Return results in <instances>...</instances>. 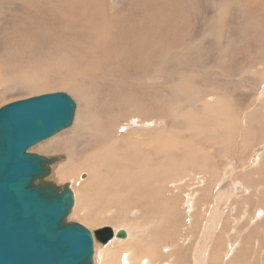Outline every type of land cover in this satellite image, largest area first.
<instances>
[{
  "label": "rangeland",
  "instance_id": "rangeland-1",
  "mask_svg": "<svg viewBox=\"0 0 264 264\" xmlns=\"http://www.w3.org/2000/svg\"><path fill=\"white\" fill-rule=\"evenodd\" d=\"M70 2L0 0V108L53 93L76 103L70 128L28 150L62 157L50 180L74 192L67 221L139 233L156 225L148 202L165 235L176 224L196 239L178 243L180 264H264V0H104L95 28ZM194 199L208 216L188 225ZM154 241L162 257L147 264H175L171 239ZM103 247L94 239V264H117Z\"/></svg>",
  "mask_w": 264,
  "mask_h": 264
},
{
  "label": "water",
  "instance_id": "water-1",
  "mask_svg": "<svg viewBox=\"0 0 264 264\" xmlns=\"http://www.w3.org/2000/svg\"><path fill=\"white\" fill-rule=\"evenodd\" d=\"M76 103L66 93L41 95L0 108V264H94V239L107 245L125 230L94 235L67 218L75 206L69 183L50 180L62 157L28 150L67 130Z\"/></svg>",
  "mask_w": 264,
  "mask_h": 264
},
{
  "label": "bare ground",
  "instance_id": "bare-ground-1",
  "mask_svg": "<svg viewBox=\"0 0 264 264\" xmlns=\"http://www.w3.org/2000/svg\"><path fill=\"white\" fill-rule=\"evenodd\" d=\"M103 1L104 0H98V4L101 6H99L100 7V13H95V11H96V5H97V0H71V2H70V6H71V8H73L77 13H82V14H86V15H90V17L92 18V19H96V21L97 22H94L91 26H90V28H95L96 27V23H100V24H102L103 25V27H104V24H105V18H107L108 16L106 15V13H105V11H104V7H103ZM41 2V1H40ZM103 3V4H102ZM42 4V3H41ZM105 5V4H104ZM175 7V6H174ZM113 18V17H112ZM213 22V21H212ZM114 25H115V23H114ZM212 26V25H211ZM216 26V25H215ZM89 28V29H90ZM105 31L107 32V30L105 29ZM105 32V33H106ZM254 32V31H253ZM108 33L110 34V31L108 30ZM107 35V34H106ZM113 35V34H112ZM228 36V35H227ZM242 38V37H241ZM96 41V40H95ZM110 41H111V39H110ZM110 41H107V42H110ZM92 44V43H91ZM106 48H107V46H106ZM244 48V47H243ZM249 57V56H248ZM261 60H263L262 58H261ZM250 62V61H249ZM258 65V64H257ZM242 68H244V67H242ZM249 68V67H248ZM245 69V68H244ZM244 69H242V70H244ZM258 74V73H257ZM260 74V73H259ZM260 78V77H259ZM259 80V79H258ZM259 86V85H258ZM257 89V88H256ZM259 98V97H258ZM262 99V98H261ZM2 108V107H1ZM50 144H53V143H51V142H49L48 144H45V145H42V147H46L47 145H50ZM92 151V150H91ZM98 151V150H97ZM90 152V151H89ZM88 153V152H87ZM84 154V153H83ZM65 155L67 156V158H66V160H65V163L68 165V167H69V170H71V169H74L75 167H76V165H75V163L74 162H72V160H71V158L70 157H72L74 160H76L73 156H71L69 153H65ZM254 162L256 161V159H254L253 160ZM259 161V160H258ZM63 163H60V164H57L55 167H54V173H55V175L57 176L58 175V173L60 172V170H61V168H62V165ZM83 168H87L88 167V169H90L91 168V166H82ZM118 168H120V170L122 169V166H117ZM94 168H97L96 166H94ZM80 169H82V168H80ZM97 170H98V168H97ZM223 182V181H222ZM217 197H218V195H217ZM216 197V198H217ZM225 197V196H224ZM231 197V196H230ZM192 198V197H191ZM219 198H220V196H219ZM228 198V197H227ZM168 200V199H167ZM218 200V199H217ZM220 200V199H219ZM218 200V202L220 203V201ZM222 200H223V202H224V198H222ZM227 200V199H226ZM193 201V200H192ZM190 202V201H189ZM218 202H217V206L216 207H214V212L212 213V217H214L213 219H212V224H215V223H217V222H215L214 223V221H215V219L217 220V217H220L221 216V214L226 210V209H224L223 211H221V213L219 212V209L220 208H222V207H218V205H222L221 203L220 204H218ZM222 202V201H221ZM216 203V202H215ZM226 204H227V202H225ZM229 204V203H228ZM227 204V205H228ZM191 205V204H190ZM216 205V204H215ZM188 206V205H187ZM173 207V206H172ZM224 207V206H223ZM145 208L147 209V212H146V214H145V219L146 220H150L151 218H152V221H154L155 223L154 224H156L155 226L153 225V224H151V222H150V226H153L152 228H150V226H148L149 228H147V229H144V227L143 228H137L138 229V232L139 233H141V235H144V233H147V232H149V233H147V235L146 236H149V240H148V237L147 238H145L146 240H148L149 242H150V244L152 243V245H150V246H147L148 248H150V250L149 251H151L149 254L152 256V257H154L155 258V256H157V257H162L161 255H160V253H158L157 252V254H152V253H154V252H156V249H158V250H162V248H161V246L163 245H158V246H156L155 244H154V236L156 235V236H158L159 237V235L160 234H162L163 235V237H164V241L166 240V241H169L170 239H171V243H172V246H173V251H175V255L173 256V258H174V261H175V264H180V262H181V258H182V252L183 251H180L181 250V248L179 247V244L178 243H183V244H190V243H186V241H188V239H189V241L192 239V240H194L193 239V236H191V235H189V234H186V236H185V233H182V230H183V226L181 227V225H176V224H174L173 225V227L175 228V231L172 233V234H166L165 235V232H167V230L165 231L164 229H163V227H164V223H163V221H162V219H161V217L160 216H154L153 214H156L154 211H153V206H150L149 204H148V202L145 204ZM174 208V207H173ZM191 209H189V212L190 213H192L193 212V215L192 216H190L189 217V220H188V222H189V224L188 225H190V220H192V219H194L195 218V216L196 215H199V216H201V219L203 220L204 219V216L206 217V215L208 216V214H207V210H205V209H199V210H197V203H196V201H195V199H194V203H193V205L190 207ZM223 209V208H222ZM247 209V208H246ZM197 210V211H196ZM175 211L176 212H178L177 211V209H175ZM180 212H181V210H180ZM132 213V215L133 216H136V215H138L139 214V211L138 210H135V211H133V212H131ZM182 213V212H181ZM219 213H220V215H219ZM183 214V213H182ZM196 214V215H195ZM167 216L168 215H170V216H172V218H174L175 216H178V215H175L174 213H172L171 211L169 212V213H167L166 214ZM179 215H181L180 213H179ZM184 215V214H183ZM224 215V214H223ZM182 216V215H181ZM258 216V215H257ZM221 218V217H220ZM219 218V220H221ZM144 219V220H145ZM183 220V219H182ZM264 223V222H263ZM218 224H220V223H218ZM261 224V223H260ZM141 226V225H140ZM143 226V225H142ZM147 226V225H146ZM185 226H187V225H185ZM219 226V225H218ZM136 227V226H135ZM134 227V229H136ZM181 227V229H179ZM189 227V226H188ZM215 227L216 228H218L217 227V225H215ZM127 229V228H126ZM188 230V228L186 229V231ZM143 231V232H142ZM233 231H235V230H233ZM153 232V233H152ZM127 233H128V239H116V238H114V239H112L108 244H107V246L105 245L104 247H103V249H101V251H100V249L99 248H97V252L99 253V257H100V255H102L103 256V258L104 259H107V260H109V261H115L117 264H147V262H149L151 259V257H150V255H148L147 254V252L146 251H144L145 249L143 248L144 246H143V244H142V242H140L141 240H139V239H142V237H139V236H141V235H137V234H139V233H132V231H131V229L130 230H128L127 231ZM187 233H191V232H189V231H187ZM170 235V236H169ZM211 235V234H210ZM188 236V237H187ZM212 236V235H211ZM139 237V238H138ZM238 238V237H237ZM236 238V239H237ZM163 239V238H162ZM253 239H254V237H253ZM191 240V241H192ZM238 240V239H237ZM137 241H139V242H137ZM142 241H144L143 239H142ZM154 241V242H153ZM194 241H196V239L194 240ZM194 241H192L193 243H194ZM197 241H198V239H197ZM246 242V241H245ZM244 242V243H245ZM147 243V242H146ZM235 243H237V242H235ZM253 243V242H252ZM254 243L256 244V242L254 241ZM149 244V243H148ZM198 244H199V241L196 243V247L198 248L199 247V249H201V246H200V244H199V246H198ZM254 244V245H255ZM233 245V244H232ZM237 245V244H236ZM235 245V246H236ZM257 245V244H256ZM103 246V245H102ZM184 246V245H183ZM235 246H234V248H235ZM145 247H146V245H145ZM196 247H195V250H196ZM230 247V246H229ZM167 248V247H166ZM184 248V247H183ZM234 248H231V250L229 251V248H228V251L229 252H233V250H234ZM163 249H165V248H163ZM199 249H197L198 251H199ZM233 249V250H232ZM167 250V249H166ZM182 250H184V249H182ZM194 250V251H195ZM100 251V252H99ZM196 252L195 253V255H196V257L198 256L197 254L199 253V252ZM201 252L203 253V250L201 249ZM229 252H227V253H229ZM227 253H226V255H227ZM130 254V256H128ZM200 254V253H199ZM231 255H233L232 253H230ZM229 255V254H228ZM228 255L226 256V258L228 259ZM169 256H171V255H169ZM202 256V255H201ZM257 257H259V253L257 254ZM225 258V259H226ZM253 259V258H252ZM231 262V261H230ZM253 262V261H252ZM224 263H225V261H224Z\"/></svg>",
  "mask_w": 264,
  "mask_h": 264
}]
</instances>
